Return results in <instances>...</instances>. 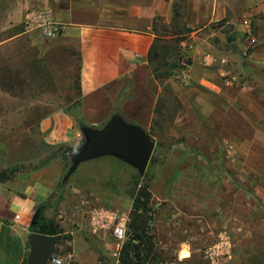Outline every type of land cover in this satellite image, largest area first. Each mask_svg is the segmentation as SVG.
<instances>
[{"label":"rangeland","instance_id":"obj_1","mask_svg":"<svg viewBox=\"0 0 264 264\" xmlns=\"http://www.w3.org/2000/svg\"><path fill=\"white\" fill-rule=\"evenodd\" d=\"M15 2L17 0H0V42H4L0 45V171L22 165L14 178H27L55 162V168L61 169L59 176L53 179L54 185L40 196L38 202L40 205L45 202L48 217L56 218L67 232L76 231L78 234L75 245L70 244L73 239L58 243L52 256H61L71 264H117L114 261L120 259V256L116 255L112 229H106L111 234L110 244L98 249L92 234L81 231L69 220L68 212L73 214L74 211H82V207L74 206L71 202V189L80 170L88 175L94 173L99 178V171L104 169V178L110 176V165L103 163L94 167V162L114 161L113 173L120 167L119 164L125 163L132 169L134 167L117 157L104 156L81 164L78 171L65 182L64 178L73 163V156L67 152L65 158L59 155L36 170L53 149L58 148L48 146L42 138L40 125L45 118L57 112L73 117L75 125L82 130V138L74 146L82 147H86L88 142L83 128L101 129L108 122L93 126L85 121L82 114V65L78 50L64 46L55 39L61 31L56 37L47 38L38 30L45 39L39 42L36 34H32L30 28L26 27L25 21L20 22L19 15L15 17ZM163 4L164 11L154 18V28L160 38L159 50L164 56L155 62L163 74L172 64L176 69L168 78L158 79L153 73L151 80L152 89L160 94L149 134L156 143L160 159L151 169L153 178L148 180L154 200L150 225L156 234V221L160 218L165 230H174L180 225L188 233L180 235L175 231L176 235L173 236L156 234V249L163 260L155 264H251V261L264 264V202L258 200L252 186L245 184L249 181L235 182L232 172L215 166L218 164L226 167L227 163L245 160L236 157L234 160L222 149L216 155L209 156L207 150L191 147L183 137L184 134L195 133L194 127H186L187 122L200 119L201 123L206 118L203 108L195 106L192 99L195 83L190 73L193 65L197 71L207 67V52L221 57L234 55L232 63L228 60L220 64L232 70L225 77L237 79L242 87L250 86L252 97L259 102L264 101V15L247 13L245 0H163ZM175 4L180 6V14L176 17ZM225 7L232 9L230 15H222L221 11ZM32 10L28 6L25 9L28 12ZM246 19L252 21V34L242 25ZM18 34L20 36L16 37ZM251 37H256L257 42H252ZM231 38L234 39L230 41ZM215 45L220 52L215 51ZM170 46L172 54L165 55L164 51H170ZM198 50L202 52L198 53L195 60ZM175 84L176 87L178 85V90ZM181 97L189 99L188 105L183 103ZM189 102L193 105L189 106ZM187 126H191L190 123ZM220 132L222 130L216 131L218 134ZM17 136L20 144L13 149L10 141ZM37 146L40 152L35 151ZM22 149L25 154L29 153L18 158L17 151ZM42 177L52 179L51 173L47 171ZM146 179V172L138 171L131 188L127 190L129 192L121 194V208L130 207L134 192ZM1 183L3 182L0 181V185ZM103 189L105 197H115L106 192V188ZM259 189L264 194V186ZM178 190L181 193L179 195ZM166 194V201L158 199L159 195ZM175 194L176 197L180 196L179 206L173 202ZM58 200L60 203H57ZM91 202L129 216L131 213L123 212L110 202ZM236 202L242 204L244 214L241 218L231 219V209L235 208ZM180 212L183 214L181 218L177 217ZM204 213L207 215V220L203 221L207 223V232L203 229V218L196 217L197 214ZM189 215L192 216L191 219L185 218ZM88 216L89 208L85 213V217ZM5 217L10 218L12 214ZM180 219L183 221L180 222ZM88 232H91L90 227ZM222 235L228 236L231 241L230 253H221L212 262L205 257L206 251L220 242ZM182 236L193 238L194 246L197 247L188 260H181L177 255L178 238L181 240ZM29 251L28 239L21 264H25Z\"/></svg>","mask_w":264,"mask_h":264},{"label":"crops","instance_id":"obj_2","mask_svg":"<svg viewBox=\"0 0 264 264\" xmlns=\"http://www.w3.org/2000/svg\"><path fill=\"white\" fill-rule=\"evenodd\" d=\"M216 3L218 5V1ZM27 6L32 7L33 10L25 11ZM245 6L247 13L251 15H264V0H245ZM164 7L163 0H17L13 9L16 10L15 17L19 15L18 20L25 21L27 28H29L27 21L31 15L49 14L61 27V33L55 39L64 46L75 47L78 50L82 65V114L88 124L96 126L109 122L115 114H119L128 122L139 125L149 133L155 120L160 93L155 92L151 87L153 72L148 57L157 38L154 18L164 11ZM231 11L230 7H225L221 13L225 16L230 15ZM242 25L252 34V27L249 29L243 23ZM30 30L32 34H36L39 42L45 40L40 36L39 29L30 28ZM18 36L20 34L16 35ZM251 41L257 42L256 37H251ZM2 43L4 42L1 41L0 45ZM215 51L220 52L216 45ZM201 52L197 51L195 60ZM233 58L232 54L221 57L207 52L205 58L207 67L201 71H197L195 65L191 68L190 76L195 83L192 99L195 106L203 108L206 118L201 123H199L200 119L187 122L186 127H194L195 133L186 136L184 134L183 137L191 147L207 150L209 156L216 155L219 149L220 151L222 149L234 160L235 157L243 158L244 162L227 163L226 167L218 164L215 166L217 165L216 168L220 170L232 172L235 182L249 181L245 184L252 186L258 200L264 202V194H261L259 189L264 186V161L262 162L264 101L259 102L252 97L250 86L242 87L237 79L225 77L232 73V70L221 66V62L225 63L229 60L232 63ZM184 98L181 97L183 103L188 105L189 99ZM189 104V106L193 105L192 102ZM75 123L73 117L62 112L45 118L40 125L44 142L52 146L76 145L82 138V130ZM189 123L191 126H187ZM219 127L222 132L218 134L216 131L221 130L216 128ZM19 139L17 136L10 141L13 149L19 146ZM35 151L40 152L39 146ZM26 154L22 149L17 151L16 155L19 158ZM104 156H114L123 160L110 154L93 159ZM10 157L13 158V155ZM19 160L18 162L21 163ZM113 162L103 160L93 163L94 167L103 163L110 165V176L107 178L102 175L106 173L104 169L99 171L101 176L99 178H96L94 173L88 175L80 170L79 177L74 181L71 189L70 200L74 206L82 207V211L79 213L74 211L73 214L68 212L69 220L81 231L91 233L98 249L110 244L111 234L106 229H95L89 216L85 217L88 204L91 201L103 204L110 202L114 207L129 213L134 202L132 198L129 208L120 207L121 194L129 192L127 190L131 188L139 169L131 165L134 167L132 169L124 163L119 164L120 167H117L116 172L113 173L115 165L112 164ZM55 164L52 162L27 178L19 176L1 183L0 264H21L40 196L44 195L47 189L52 188L53 179L58 177L61 171L55 168ZM46 171L51 173L52 179L42 177ZM103 188L115 197L110 199L105 197ZM177 194H181L179 190ZM165 196L168 195H159L158 199H164ZM179 199L180 196L176 197L175 194L173 202L178 205ZM9 214H12V217L6 218L5 216ZM243 214L242 204L236 202L235 208L231 209L230 218L238 219ZM16 215L20 217L16 219ZM182 216L181 212L177 215L179 218ZM196 217L203 218L201 222L204 232H207V223L203 222L207 220V215L197 214ZM185 218L191 219L192 216ZM182 221L180 219V222ZM156 226L155 233L158 236L165 233L167 236L176 235V232L181 233L180 235L188 233L180 225L174 230H165L160 218L156 221ZM89 227L91 232H88ZM77 234L76 231L72 232L71 245L77 243ZM182 237L181 240L178 238L177 255L181 260H188L192 258L197 247L194 246L193 238ZM114 262L120 263L119 259ZM251 264L259 263L251 261Z\"/></svg>","mask_w":264,"mask_h":264},{"label":"trees","instance_id":"obj_3","mask_svg":"<svg viewBox=\"0 0 264 264\" xmlns=\"http://www.w3.org/2000/svg\"><path fill=\"white\" fill-rule=\"evenodd\" d=\"M179 14L180 6H176L175 4V17ZM159 43L160 38L157 37L149 52V65L152 68L156 78H168L174 74L176 66L172 64L171 66H168L166 73L163 74L160 72V68L156 66L155 62L163 55L159 50ZM170 47V51H164L165 55H168L170 53L172 54V46ZM47 145L52 146L50 144ZM52 147L54 148V145ZM66 153L67 151L65 145H60L57 149L54 148L49 156H47L42 161L41 165L36 168V170L43 168L51 160L55 159L59 155L65 158ZM159 159L160 158L158 156L156 148L152 156L150 165L146 171V182L140 184V188L134 192V202L130 213L129 236L125 241V244L121 251L119 259L120 264H155L158 261L163 260L156 249V234H154L150 225L154 200L153 194L148 184V180L152 179L154 176L151 173V169L156 166ZM22 167V165H14L0 171V181L4 182L13 179L14 176L22 169ZM57 203H60V200H58ZM45 212L46 204L44 202L41 205L39 204L38 206L33 222L30 226L31 233L38 232L47 235L63 234L64 237L59 243H63L67 240H72V233L67 232L56 218L48 217ZM25 264H27V260Z\"/></svg>","mask_w":264,"mask_h":264},{"label":"water","instance_id":"obj_4","mask_svg":"<svg viewBox=\"0 0 264 264\" xmlns=\"http://www.w3.org/2000/svg\"><path fill=\"white\" fill-rule=\"evenodd\" d=\"M83 132L88 139L86 147L65 145L66 151L73 156V163L64 178L65 182L81 163L105 154L117 155L145 173L156 149V143L147 131L137 124L128 122L119 114H115L105 127L101 129L85 127ZM63 237V234L31 233L27 263L48 264Z\"/></svg>","mask_w":264,"mask_h":264},{"label":"built area","instance_id":"obj_5","mask_svg":"<svg viewBox=\"0 0 264 264\" xmlns=\"http://www.w3.org/2000/svg\"><path fill=\"white\" fill-rule=\"evenodd\" d=\"M243 24L246 28L251 29V21L246 19ZM27 26L29 28L39 29L47 38L56 37L60 31V25L46 13H36L28 18ZM254 42V41H253ZM20 216L16 215V219ZM89 218L95 229H112L113 237L115 239L116 255L120 256L125 241L129 236V222L130 216L111 209L105 205L89 203ZM231 241L228 236L222 235L220 242L210 247L206 251L205 257L210 261H214L221 253L228 255L230 253ZM226 251V253L224 252ZM50 264H71L65 258L54 255L50 259Z\"/></svg>","mask_w":264,"mask_h":264}]
</instances>
